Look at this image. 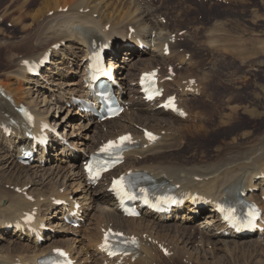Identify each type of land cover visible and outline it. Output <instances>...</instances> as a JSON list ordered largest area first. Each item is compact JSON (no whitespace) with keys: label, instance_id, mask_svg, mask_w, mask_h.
<instances>
[{"label":"rangeland","instance_id":"1","mask_svg":"<svg viewBox=\"0 0 264 264\" xmlns=\"http://www.w3.org/2000/svg\"><path fill=\"white\" fill-rule=\"evenodd\" d=\"M17 1L0 0V95L8 98L10 101L15 98H20L17 103L18 108L28 103H30V105L32 104L33 107L36 106V110L46 115V124L52 125L53 127L56 126L58 132L64 135L63 137L69 142L70 146H68V153L70 150L71 156L72 154L74 156H86L89 148L91 149L96 146L98 142L102 140L101 134L103 133L101 127H99V125L97 126L96 123H90L85 117H82L79 112H75L76 107L70 108L68 104L56 103L55 101V99L61 97L65 102L68 98L75 95L77 91L78 93L81 92L79 81L80 84H82V78H79L81 72L77 64L83 53H78L79 55H77L76 61L74 62L68 59L69 65L61 66L62 70L59 69L60 72L56 69L49 71L47 68H53V65L50 64L49 67H46L45 70L41 72V76L45 74V78L41 76L39 79H34L30 76L29 79L25 80L17 78L19 62L28 58L29 45L30 47L31 45H36L39 36L40 38L44 36L42 33H45V29L47 28L44 26L49 23L48 21L52 19L51 17L53 15V11L50 10L46 14L43 13L45 14L42 16L43 19L45 17L44 20L41 17H37L39 16L38 10L44 5L46 0H34L36 3L33 4V7L28 3H31L32 0ZM141 1L144 4L140 3L139 0L141 5L137 3V6L139 5V7H141L145 4L149 5L148 7L152 6L153 15L151 18L153 21H160V26H166V31L169 30L173 32V34H178L179 31L183 33L181 36H177V40H180L177 41V45H175L176 51L171 54L173 58L169 57L170 59L167 60V62L164 61L165 63L158 60L154 62V64L152 63V65L150 64V66L148 65L145 67H160L164 70L166 64H170L173 66L176 73V80L183 79L186 81L188 77L189 79L194 78V80H196V88L199 96H188L191 95V93L182 95V99L186 105L185 109L190 116L183 120L176 119L165 113L158 116L163 123L162 121H153L149 124L140 122L141 124L139 126L137 123L139 119H136L138 117L135 118L137 115V108L133 106V108H130L128 113L123 114L122 118L120 117L121 119L119 118L120 120L118 119L119 121L109 130L112 137L116 135V133L118 135L119 132L126 130H130V132L135 130L140 132V127H148L161 135H171L170 138L177 136L176 138L174 137V139L179 143V149L183 153L174 151L168 152V150L162 149V152L157 153L160 154L158 158L163 163H168L170 161L171 163L182 164L188 167L192 165L212 167L213 169L222 166L229 167V165L233 167L237 165V163L239 164L246 161L244 158L248 155L251 157L253 153L256 154L259 152L264 154V117L259 118L257 116L260 110H264V55L260 56L258 52L254 54L255 47L251 41V38H253L255 34L264 32V0ZM131 2H133V0H122V4L125 3L129 5ZM115 8L116 6L113 4L111 13H114ZM130 8H132V5H130ZM81 10H79V13H81ZM43 12H46V10H43ZM58 13H61L60 10ZM40 14L42 15V13ZM137 14L138 11L134 16H137ZM157 16L160 18L158 19ZM138 19L139 17L135 21H139ZM44 22L46 25H44ZM127 22L128 21L125 20L124 23L115 26L117 30L110 36L125 38L128 27L133 28L131 25H127ZM147 23V26L143 24L138 29L141 32L147 31L149 29V22ZM109 25L110 24H107V28L105 29L106 33H109ZM43 27L44 29H42ZM42 30L44 31L42 32ZM36 32L38 34L35 35ZM33 34L36 39L33 38ZM28 37H30V39ZM32 38L35 42L31 40ZM238 39L241 40V49H237ZM244 39L247 40L245 49L242 47ZM49 43L46 44V48L43 47L45 49L41 53L43 55L45 52L50 51V59L52 61L53 54L63 49L64 44L62 47V42L57 41L48 48ZM153 43L156 42L154 41ZM56 44H59V48L54 51L55 49H53L52 46ZM118 47L119 45H115V50L119 52L118 56H115L118 59L117 61H119V65H116V67L124 70L125 72H119L121 75H124L127 70L133 68V66L130 65L132 63L128 60L132 57H136L137 53L133 52L130 59L126 60V58L123 59L124 54L121 52L122 49L119 51ZM153 49L154 48H151L145 51L146 56H144V59H149V56L153 54L151 53ZM178 56H182L180 59H184L180 61ZM121 66L122 68H120ZM135 67L131 73V77H128L129 79L125 82V87L127 89L126 96L129 99L128 103L139 97L136 95L135 80L138 73L145 68L142 65H136ZM181 81L182 80L176 81L177 87L172 86V88L179 91L182 87H191L188 81L187 84L185 82V84L183 82L180 83ZM120 82L122 83V80ZM83 90L85 91L84 88ZM40 92L48 97L46 98L49 102L48 105L42 102V97L38 96ZM21 97L25 100L21 99ZM251 107H258L256 109L257 114L254 116L246 115ZM142 117L144 118L145 116L142 114ZM9 122L10 121L7 120L1 121L0 126L5 125V127H7L10 124ZM14 124L19 132L21 128L18 122L15 121ZM33 125L35 126V122ZM34 130L35 129H32V133ZM181 130L185 131L183 134L185 136L184 138L183 135L178 136ZM83 143L88 144V147L85 148L82 146ZM63 145L67 146V144ZM5 146L7 147V144ZM243 149L244 152L240 151ZM13 150L15 149L11 148L10 152H7V150L5 152L4 150L3 153L5 155H13L11 154ZM51 152L52 156L44 162L45 167L40 164V167L33 168L36 165L35 159L37 156L32 160L31 167H23L24 170L31 169L28 172L29 178L23 175L17 176L15 172L12 171V166H8L6 163L0 165V186L5 190H12V186L8 184L18 182V184L27 183L26 187L28 193L35 197H41L40 200L43 199V196H50L52 193L57 194L56 199L50 202L48 201L45 204H43L41 200L43 206H40L42 212L41 213L39 210L40 218L43 219V222L45 218L48 222L47 224L51 225L49 230L54 229L48 233L49 237L42 241V245L40 242L35 243L37 242L36 239L21 238L9 234V232L6 234L0 230V235H2L0 239V255L5 254L4 251L9 249L10 253L12 252L11 255L13 258L32 256L34 250H29V253L17 252L14 250V245L26 247L28 245L27 243H31L38 249H41L52 246L54 241L57 244L56 246L60 248L64 247L66 249L69 247L74 249L73 255L79 260L80 264H102L103 257L97 253L96 247L92 246L94 243L91 244L90 240L93 236L95 238L99 237L98 224L103 218L101 214L103 212L102 209L107 207L99 200V197L104 190H106L105 185L97 187L91 185L89 191L86 192V185L76 180V177H74V173L78 170L76 165L74 166L75 168H72L75 170L69 172L67 166L73 161L67 158L68 155L60 152L59 148L51 149ZM230 154L232 156V161L234 159V161L237 160L239 162L236 163L233 161V164H231V159L229 158ZM2 155L0 154V157ZM14 158L16 157L12 158L13 164L16 163ZM142 161L141 156H139L136 162L140 163ZM152 163L150 162L149 164L152 165ZM130 164L131 161L126 160L121 171H124L127 166L129 168ZM79 166L80 162H78V167ZM141 166H143V163ZM260 180L262 179L260 178ZM5 182L8 183L6 184ZM83 194L88 199H85ZM68 197L73 200L75 199L74 201L76 202L82 200V203L86 204V209L84 210L85 214H83L82 222L79 227H70L63 223L60 219L62 211H55L51 205L54 201H65V198ZM91 199H93L94 202ZM2 201L4 202V200H1L0 204L3 203ZM47 206L53 210L48 209L47 211ZM61 208L62 206L57 207V210ZM64 208H67V206ZM33 209L35 210V208ZM29 211H31V209L28 208L23 211V213ZM23 213L20 214L19 219H17V215L15 216L16 221H20ZM205 214H203V216ZM199 216H196L194 220L186 223H180L181 221L174 220L166 224H158L165 228H155V230L159 231L162 235H166L172 228H177L178 226H181L182 230L178 233V239L172 237L176 233L171 232L166 235L167 241L165 239L164 241L162 240L163 243L166 242L170 244V248L174 247L172 251L175 258L173 257V259H169V261L168 259L162 260V257L158 256L159 259H156L157 263L155 262V264H264V238L254 241L245 239L244 241H251V245L248 243L247 247L241 250H233L231 253H221V251L218 252L214 250L212 245H207V243L201 244V236L199 234L201 231L197 232L198 228L195 229L193 227L195 224L201 223V221L204 220L203 218H199ZM4 221L12 222L9 218H5L4 220L1 217L0 223ZM123 223L122 230L131 233L133 229L130 228V224L128 222ZM110 224H112L113 227L115 223L111 222ZM113 228L116 227L114 226ZM143 233L144 232L141 231L140 234ZM132 234L137 233L133 231ZM255 241H257V243L254 244Z\"/></svg>","mask_w":264,"mask_h":264},{"label":"bare ground","instance_id":"2","mask_svg":"<svg viewBox=\"0 0 264 264\" xmlns=\"http://www.w3.org/2000/svg\"><path fill=\"white\" fill-rule=\"evenodd\" d=\"M18 3H20V2H18ZM28 3H29V5L31 4L33 7V4L36 2H34V0H32L31 3L30 2H28ZM137 3H139V2H137L136 0H133V2H131L129 5L125 4V3L122 4V0H46L44 2V5L38 10L39 16H37V17L42 18L43 15H45L47 12L52 10L53 11V15L51 17L52 19H49V21H48L49 25L47 24L48 26L44 22V25H46L44 27H47V28L45 29V33L43 32L44 30H42V32H43L42 35L44 34V36H42L41 38L39 36V39H37V41H36L37 44L35 43L36 45H33V46L31 45V47H30V45H29V47L26 45L29 48L28 49V51H29L28 52V58L25 59L26 62L29 63V61H31L32 59H35V61H37L41 57V55H42L41 52L46 48L45 46L47 43L50 42L48 44V46H49L48 48H50L51 44L56 43L57 41H61L62 43L64 42L63 43L64 48L57 51L58 53L55 52L53 54L52 61L50 59V64L53 65V68L51 67L52 69H50V68H47V69L49 71L50 70L53 71V69H56L58 72H60L59 69L62 70L61 66H64V65L68 66L69 65L68 59L73 60V62L76 61L77 55H79L78 53L81 52L83 54H81L82 56L80 57L79 62L77 64L79 69L82 72V75L80 76V79H81L84 76V73H83L84 70L83 69H84L85 64H86V58H87V55L90 51L91 44L96 43V42H100V41L106 42L109 39H111L113 41L114 46L119 45V47H118L119 51H121V49H122V51L124 53V58H126V60L130 59L133 52L137 53L136 57H134V58L132 57L130 60H128V61H130V63H132L133 68H130V70H127L126 74H124L123 77L120 78V80H122L121 85L123 86L124 81L126 79H128V77H131V73L134 70V67L136 65H142L145 67L148 65L150 66V64L152 65V63L154 64V62H156L158 60L159 61L161 60L163 62L167 61L170 59L169 57H173V55H171V54L173 52H175V47H176L175 43L170 46L171 50H174V51L170 52L171 56L169 55L168 57H165L163 55V46L165 44V41L167 42V40L170 39V35L167 36L168 34H166L167 28L164 25L160 26L159 25L160 21L159 22L153 21V19L151 18L153 15V11H152L153 7L152 6H151L152 9H151V7H147L145 5L139 7V5L137 6ZM113 4H115L116 8H115L114 13H111L112 12L111 8H112ZM130 5H132V8H130ZM81 9H82V11H81V13H79V10H81ZM43 10H46V12H43ZM59 10L61 13H58ZM85 10H87V11H85ZM109 10H110V12H109ZM137 11H138L137 16H134V15H136ZM40 13H42V15ZM43 13H45V14H43ZM158 16H160V15H158ZM158 16H157V18H158ZM34 17H36V16H34ZM138 17H139V19H138L139 21L136 22L135 20ZM44 19H45V17H44ZM122 19H124V20H122ZM125 20L128 21L127 25H129V26L131 25L134 29L137 28V29H135L136 30L135 34L131 36L132 37L131 39H133V40H127L126 38L123 39V37L117 38L116 36L111 37L110 35L117 30V29H115V26H117L118 24L124 23ZM143 20H145V21H143ZM147 22H149V30H147L145 32H141L138 28H140V26L143 24H146V26H147L148 25ZM107 24L111 25L109 27V33H106V31H105ZM162 24H164V23H162ZM44 27L42 29H44ZM38 30H37V32H38ZM37 32L35 33V35L38 34ZM40 32H41V29H40ZM39 35H40V33H39ZM33 36H34V34H33ZM136 36H138V37H136ZM28 38L30 39V37H28ZM33 38L36 39L35 36ZM33 38L31 40H33ZM143 39H144V41H143ZM33 41L35 42V40H33ZM154 41L156 43H153ZM138 42L143 44V46H145V47L149 46V47L154 48L153 51L151 52L153 54L149 56V59H144V56H146L145 51L144 52L138 51V49H137ZM31 43H29V44H31ZM130 44L132 45L131 48H134V49H130L128 47V45H130ZM43 47H45V48H43ZM75 50H78V51H75ZM54 51H56V50H54ZM117 54H118V51H116L115 47H113L112 53L109 54L111 66L116 67V65H119L117 58L115 57V56H117ZM24 56H25V54H24ZM181 57H179V59ZM182 59H184V58H182ZM182 59H180V61ZM23 60H21L19 62L20 65L18 66V69H17V78H21V79L25 80V79H29L30 77L26 74V66L22 65ZM120 68H122V66ZM148 70H149V68L147 69V71ZM143 71H146V70H141V72H143ZM44 75H42L41 77L45 78ZM201 80H202V78H201ZM201 80H200V82H201ZM172 81L174 82V79H172ZM180 83H182V81ZM185 83L187 84V82H185ZM82 84L80 85L81 92H79L78 94H82V95H80V97L83 98L85 101L92 102V104L96 105L97 103H96V100H95L93 94L86 91V90L84 91L83 90L84 86H82ZM136 84H137V82H136ZM164 86H165V88L166 87L168 88L170 86V84L164 83ZM200 89H201V87H200ZM202 89H203V87H202ZM194 91H195V88L192 85L189 88L182 87V89L180 90V95L177 96L178 97V103L182 107V109H184L182 95L183 94L187 95V94H190L191 92H194ZM118 92H119V96L122 99L123 91H122L121 86H120V89ZM137 94H138V87L136 90V95ZM38 96L42 97V102L46 103V105H48L49 102L46 100V98H48V97H46L41 92H40V95H38ZM19 99L15 98V99H12L10 101L8 98L0 95V122L5 121V120L10 121L9 122L10 124L8 127H10V129L13 130L12 134L6 138L5 137L6 134L3 132L2 129H0V154L1 155L3 154L0 157V165L3 163L4 164L6 163V165L8 164V166H12L13 170L12 169L11 170L13 172H15V174L17 176L23 175V176H27L29 178L28 172L31 169H25L24 170L23 166L19 163V158H21L23 156V150L31 148V146L29 145V142L24 138L23 134L24 133H32V129L41 128L43 123H45V124L47 123L46 122L47 119H46V115L43 112L36 110L37 107L36 106L33 107L32 104L30 105V103L25 104L22 107L18 108L17 103L19 102ZM21 99H24V98L21 97ZM55 101H56V103H63V104L71 102L69 104H71V106L74 105V102L71 99H68L64 102L63 98L60 97V98L55 99ZM131 102H130V104L137 108L136 109L137 115L135 116V118L138 117L136 119L137 120L139 119V122H137L139 124V126L141 124L140 122H144V123H148V124L150 122H153V121L159 122L160 119L158 118V116L163 115L165 113L175 117L176 119H180L179 117L174 116L173 113H171V112H165L161 109H155V107H150V105L145 104L141 100L140 96L137 97L136 100H132ZM186 104H187V102H186ZM76 106L79 109H82V107L83 108L86 107L83 105V102H79L78 104H76ZM23 110L29 111L31 114L34 115L35 119L33 120L32 124H34V122H35V126L33 125L32 129L29 128L28 126H26V124L24 122V114L22 112ZM142 114L145 116L144 118L142 117ZM119 118L120 117L113 119V120H110V121H106L100 126L101 131L103 133V134H101V136H102V139H104L100 144H102L106 139L111 138L110 137L111 132L109 130H111L114 127V125L117 123ZM15 121L18 122V125L21 128L19 132L16 129L17 128L16 125L14 124ZM162 123H163V121H162ZM11 124H12V126H11ZM2 127H5V125H2ZM12 127H13V129H12ZM128 131H130V130H126L125 132H128ZM180 132L181 133L178 134V136H182L185 131L181 130ZM132 134H133L132 135L133 139L135 140V142H137V146H138L137 148L138 149L131 152V153H128V157H129L128 159H130L129 161H131L129 169H131V170L144 169L154 179V181L151 183L152 186H156V187L161 186V185L179 186L178 189L175 190L176 194L180 195L182 197L189 196L187 198V201L177 211H175L174 216L180 215V219L177 221H179V222L181 221V223H186V222H190V221L194 220V218L197 215H199V214L202 215L199 218H203L204 220H202L201 223H197L194 225L195 229L198 228L197 232L201 231V233H199L201 236V244L207 243V245H212V247H214V250H216L218 252L221 251V253L222 252L231 253L233 250H239V249L241 250L242 248L247 247L248 243L250 244L251 241H244L245 239L253 240V241L257 240L254 232H249L247 235L243 234L242 232L237 233V234L231 232L228 229L227 225L222 223L219 215L217 214V212L215 210L214 201L216 199H221V198L222 199H227V198L228 199H236L238 192L239 193L246 192L248 194L249 199L257 202L262 207L261 198L264 196V154H262V152H259L256 154L253 153L251 155V157H250V155L246 156L244 158V159H246V161H243L242 163H239V164L237 163L239 161H237L236 159H235L236 161H234V159H233V161L236 162L237 165H234L233 167L232 166L230 167V165H229L230 168L228 166H224V167L222 166V167H218V168L215 167L216 169H213L212 167H203V166L200 167V166H196V165H192V166L188 167V166H183L182 164H174V163H171L170 161L168 163L167 162L163 163L158 158V155H160V154H157V153L162 152L161 151L162 149L168 150V152L174 151V152L183 153L179 149V146H178L179 143L174 139L175 136L173 138H170L171 135L170 136L169 135L168 136L167 135H164V136L158 135L159 140L156 143L152 144V143H149L143 139V133L142 132L138 133L137 131H133ZM116 135H114V136H116ZM184 137L185 136L183 135V138ZM53 143H54V145H56L60 148V152L68 155L67 158L71 159L73 161L67 166L69 168V172H73L75 169H72V168H75L74 167L75 165L77 168V164H78L77 159L70 155L71 152L68 153L67 146L63 145L61 142H58L57 140H53ZM6 144H7V147L5 146ZM82 146H84L86 148V147H88V144L83 143ZM11 148L15 149L11 153L13 155H9V154L5 155L3 153L4 150H5V152H6V150H7V152H10ZM48 150L46 149L45 152L43 151V152L37 153V154H39V157L37 158V165H35L33 168L38 167L41 163H44L46 160H48L49 157H51L52 154H51L50 150L49 151ZM92 151H93V149H91L90 152H92ZM240 151L244 152V149L240 150ZM46 154H47V156H46ZM231 154H230L229 158L231 159L230 160L231 164H233ZM136 156H138V157L141 156V159L143 161L140 163H138L139 161L136 162L137 161ZM13 157H16V158H14V160H16V163H14V164H13V159H12ZM149 158H151V159H149ZM80 160H83V157H80ZM61 162H63V161H61ZM150 162L151 163L153 162L152 165L149 164ZM142 163H143V166H141ZM67 171H68V169H67ZM51 172H52V170H51ZM74 177H76V180H79L86 185L85 191L88 192L89 189L91 188L89 184H92V183L83 174L81 166H80L79 170H77V172L74 173ZM260 178L262 180H260ZM8 185L12 186L13 188H18L22 192L18 193L14 190L7 191L0 186V203H1V200H4V202L2 201L3 205L0 204V222H1V217L4 220H5V218H9V220L10 219L12 220V222H5L4 221V222L0 223V230L5 232L6 234L9 232V234L15 235V236H18L21 238H30L31 233L29 231H27V233H26L27 235L24 236V235L20 234V233H22L20 231H19L20 235H18L14 229H12L10 231H8L6 229V231H5L4 227H6V225H9V224L13 225V224L21 223L19 220L16 221L15 216L17 215V219H19V216H20V214L23 213V211H25L28 208L31 209L33 206H37L41 202L39 200L40 198L32 196L30 193H28V190H27V192H25L26 191L25 188L27 186V183L26 184L25 183L24 184H18V182L17 183L14 182V183H11ZM107 187H108V184L106 186V189H107ZM256 189L260 190L259 195H257L255 193ZM24 193L34 197L33 202L27 201L24 197ZM194 194L201 195L206 201L209 202V207L206 211H202V210H199L197 208V205H199V202H196V205H192L190 203V197ZM56 196H57V194H55V193H52L50 196H43L42 198L45 200H43L42 202H44V203H46L48 201L50 202V201L56 199ZM84 196L85 195L83 194V197ZM84 198L86 199L87 197L85 196ZM91 200H93V199H91ZM99 200L105 206L108 207V208L106 207V208L102 209L103 212L101 211L102 212L101 214L103 216V218H102L103 220H101V222L99 224V226H100L99 229L105 228V230L106 229H113V230L115 229L116 231H122V229H123L122 223L128 222L131 226L130 228H132L133 231L137 233V234H131V235H134L138 238L139 247L135 252H132L129 257H126L124 259L125 264H131V260L133 258H134V263H132V264H151V263H154L158 257L157 252H159V251L155 245H152L151 241H158L157 243H162L164 245V247H166L168 249V251H169L168 259H173V257L175 258L174 253L171 254L172 249L169 248V244H167L166 242L163 243L162 240L164 241V239H165L167 241L166 235L170 234L171 232H175L176 234L173 235L172 237H176L178 239V237H179L178 233L182 230V227L178 226L177 228H172V230H170L169 233H166V235H162L159 231L155 230L156 227H162L158 224H166V221L170 220V219H168L169 216H166L165 220H163L164 219L163 217H157V216L150 214L149 212L144 211L142 213L141 217L138 219H127V218H123L118 213L115 201H114L110 191L104 190L102 195L99 197ZM65 201H67L68 204H67V209L64 208L63 220L71 222V218L69 217V212L71 211V209H68V208H69V204H73V202H76V201H74L72 198H69V197L65 198ZM93 202H94V200H93ZM29 212H32V210ZM202 212H204L203 214H205V213L206 214L203 216ZM176 219L177 218L175 217L173 220H176ZM42 222H43V219L40 218V214H39V210H38L36 212L35 222L32 224V226L35 228H38L40 226V223H42ZM111 222L116 224V225L115 224L113 225L116 228H113L112 226H110ZM102 224H104V225H102ZM123 224H125V223H123ZM23 226H24V224H23ZM118 228H120V229H118ZM162 228H164V227H162ZM141 231L144 233L140 234ZM260 234H264V230ZM101 235L99 238H95L94 236L92 237V239L90 240L91 244L94 243V245L92 244V246H95V247L97 245L100 246ZM144 235H145V237H144L145 240L150 238L151 244L148 243L147 241H145V242L143 241L142 238ZM1 236L2 235H0V239H1ZM250 238H254V239H250ZM19 240H22V239H19ZM25 242H28V241H25ZM255 243H257V241H255L254 244ZM27 244H26L27 245L26 247H22L21 245H14V250H16L17 252H24V253H29L30 252L29 250H34L32 253L33 254L32 256H27L24 258L23 257L13 258V256L11 255L12 252L10 253V251L8 249V250L4 251L5 254L0 255V264H13L16 262H21L24 264H36V259L42 255H46L47 253H49L50 249H51V248L49 250H48V248L38 249L35 245H32L31 243H27ZM153 244H154V242H153ZM56 245H57L56 242L53 241L52 246H50V247H57ZM65 245H67V244H65ZM57 248H60V247H57ZM66 250L71 255L74 254V249H71L68 247V248H66ZM161 256L162 255L160 253V257ZM14 259H19V260L15 261ZM163 259L164 258L162 257V260ZM217 264H220V263H217Z\"/></svg>","mask_w":264,"mask_h":264},{"label":"snow or ice","instance_id":"3","mask_svg":"<svg viewBox=\"0 0 264 264\" xmlns=\"http://www.w3.org/2000/svg\"><path fill=\"white\" fill-rule=\"evenodd\" d=\"M169 103H171V101H169ZM167 106V105H166ZM146 135L149 137V139H154V137L151 136L150 133H146ZM125 141H130V137H127V136H123V137H120L118 139V141H110L108 144L104 145L102 148H101V151L102 152H111L113 150H119L120 148L123 147ZM89 171H91V166H89ZM124 180L123 177H121L119 180H114L113 181V188L118 192V193H124L125 195L127 194L126 191H125V185L122 183ZM106 237H107V234H106ZM132 243H135V241H131ZM104 246H107V239L105 241V245ZM61 256L65 255L63 252H60L59 253ZM110 254H114V253H110Z\"/></svg>","mask_w":264,"mask_h":264},{"label":"crops","instance_id":"4","mask_svg":"<svg viewBox=\"0 0 264 264\" xmlns=\"http://www.w3.org/2000/svg\"><path fill=\"white\" fill-rule=\"evenodd\" d=\"M251 41L253 42V45L255 47V51L254 54L256 52H258V55L262 56L264 55V32H259L257 34L254 35L253 38H251ZM247 45V40L244 39L243 41V48L245 49V46ZM237 49H241V40H237ZM258 107H251L249 109V112L246 115H251L254 116L255 114H257L256 109ZM257 116L259 118L264 117V110H260V113L257 114Z\"/></svg>","mask_w":264,"mask_h":264}]
</instances>
